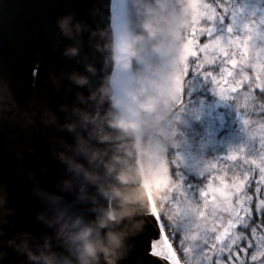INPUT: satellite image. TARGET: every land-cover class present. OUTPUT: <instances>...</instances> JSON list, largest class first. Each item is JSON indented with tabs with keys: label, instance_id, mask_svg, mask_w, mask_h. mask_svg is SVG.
I'll return each mask as SVG.
<instances>
[{
	"label": "water",
	"instance_id": "1",
	"mask_svg": "<svg viewBox=\"0 0 264 264\" xmlns=\"http://www.w3.org/2000/svg\"><path fill=\"white\" fill-rule=\"evenodd\" d=\"M141 136L127 0H0V264H76L105 222L119 264H154Z\"/></svg>",
	"mask_w": 264,
	"mask_h": 264
},
{
	"label": "trees",
	"instance_id": "2",
	"mask_svg": "<svg viewBox=\"0 0 264 264\" xmlns=\"http://www.w3.org/2000/svg\"><path fill=\"white\" fill-rule=\"evenodd\" d=\"M251 2L252 0H209L218 9L219 23L214 20L213 32L218 35L220 31L229 37L242 39L254 26L264 31V23L259 21L264 14L260 12L244 13L245 17L236 19V29L240 25H247L248 30L244 33L238 30L229 33L227 30L235 20L233 14L227 13L228 10L235 5L247 9V6L251 7ZM197 3L198 0H127L129 57L141 118V163L155 208L165 217L160 218L163 229L169 228L174 233H180L183 238L186 249L184 264H201L195 250L202 246L206 233L217 222L214 219L216 213L208 215L199 204V190L204 186L208 167L223 163L236 154L234 140L232 143L226 142L228 134L244 133L245 136H251L259 127L256 122H264V115L260 113L264 107V95L259 92L246 95L247 89H244L236 99L229 97L224 104H219L217 94L211 89L212 80H203V72L197 69L194 60L189 59L187 69L182 71L185 75L182 77L179 96L174 95L175 100L168 109L167 120L161 124L158 111L160 89L151 87L149 91L146 90L147 81L142 75V62L146 60L147 70L153 76L159 63L158 52L160 55L167 50L170 58L179 56L180 60L186 47L184 33L189 24L188 17ZM250 51L255 54V51ZM176 66L179 67V63ZM197 80L201 88L193 89ZM198 102L211 106L212 113L195 119L189 117L192 113H184L186 106ZM245 119L250 123L245 124ZM162 129L165 135L161 132ZM214 129L217 134L211 140ZM158 144L163 149L162 172L157 168L155 145ZM246 147L241 144L239 154L242 153L243 158L256 159L251 157V151ZM183 154L189 157L194 154L198 162L185 166L182 163ZM240 163H243L242 159ZM181 191L184 197L179 195ZM176 201L180 203H174ZM216 207L220 208L219 205ZM223 210L220 208V211ZM179 238L178 234L177 240Z\"/></svg>",
	"mask_w": 264,
	"mask_h": 264
},
{
	"label": "snow or ice",
	"instance_id": "3",
	"mask_svg": "<svg viewBox=\"0 0 264 264\" xmlns=\"http://www.w3.org/2000/svg\"><path fill=\"white\" fill-rule=\"evenodd\" d=\"M217 16L218 9L209 0H198L189 14L184 33L186 47L178 62L176 97L182 87L181 72L187 69L189 59L196 62L197 69L212 80L224 98L236 99L244 89L246 95H264V56L250 51L247 38L217 36L212 28ZM260 113L264 115V107ZM257 124L264 146V122ZM204 180L199 204L208 215L215 212L217 222L206 233L202 246L195 250L201 264H264V152L257 159L233 154L223 163L210 165ZM179 195L184 197L183 191ZM217 205L224 210L220 211ZM149 215L157 220L163 217L158 212ZM155 239L154 248L149 245V255L156 257L154 264H184L186 249L180 233L165 228Z\"/></svg>",
	"mask_w": 264,
	"mask_h": 264
},
{
	"label": "rangeland",
	"instance_id": "4",
	"mask_svg": "<svg viewBox=\"0 0 264 264\" xmlns=\"http://www.w3.org/2000/svg\"><path fill=\"white\" fill-rule=\"evenodd\" d=\"M251 7L247 6L248 10L245 9V7H240L239 5H235L232 8H230L228 10V14H233L235 16V20H233V25L229 26L227 28V30L229 31V33L231 32H237V30L240 33H244L245 31L248 30L247 25L243 24L242 26L240 25L238 29L235 28L236 26V19L239 17H245L243 14H252L255 12H260L262 14H264V0H252L251 2ZM258 18V17H257ZM217 23H219V19H215ZM259 21L261 23H264V16H261V18L259 19ZM214 22V21H213ZM222 22V18L220 19V23ZM255 28H252V30H249V32H247V35L242 38L248 39V44L249 47L252 51H255V54H259L261 56H264V31L258 27V26H254ZM260 30V32H259ZM219 34L217 36H219L222 39H227L229 38V36H227L226 34H224L223 32L221 33L220 31L218 32ZM256 34H260L259 36H257ZM158 58V67L156 69V74L151 76V74H149V70H147V62L146 60H143L142 64H143V69H142V75L144 76L145 80L147 81L145 83L146 87H147V91H149L151 89V87H159L160 89V94L167 88L171 87V90L173 92L174 95H176L175 93V84H176V77H177V73L179 71V67L176 66V64L178 65L179 62V56H177L176 58H170L167 50H164V52H161V54L157 55ZM182 77L185 75V73L181 72ZM202 79L205 80L207 79V77L202 74ZM201 88V84L197 82L192 86V88ZM212 91L215 92L217 94L218 97V102L219 104H224L227 101V98L222 97L216 90L215 85L212 83V87H211ZM177 103V101H175ZM181 111V109L179 110ZM183 112V111H182ZM212 113L211 111V106L209 105H205L201 103H192L190 106H186L185 107V111L184 113L188 114V113H192V115H189V117L195 119L198 118L200 116H206L209 113ZM161 132L163 133V129L161 130ZM164 135L166 133H163ZM217 131L216 129H214L212 131V137L211 140H214V138L216 137ZM255 134V135H254ZM227 143H232L234 140V143L236 144L234 146L235 150H236V154H239L240 151V146L241 144L246 145V149L251 151V157H255L256 159L259 158V156L261 155L262 152H264V146H262V140H261V136L256 132L252 133L251 136H245L244 133L242 134H237V133H233L228 134L227 135ZM155 153L157 155V168L159 170V172H162L164 170L163 168V164H164V156L162 154L163 149H161V145L158 144L157 146L155 145ZM180 155V154H179ZM254 159V158H251ZM194 162H198V159L196 158V156L194 154H191V156H186L185 154H183V160L182 163L185 166H192L194 164Z\"/></svg>",
	"mask_w": 264,
	"mask_h": 264
},
{
	"label": "clouds",
	"instance_id": "5",
	"mask_svg": "<svg viewBox=\"0 0 264 264\" xmlns=\"http://www.w3.org/2000/svg\"><path fill=\"white\" fill-rule=\"evenodd\" d=\"M175 96L171 90V87L165 89L158 98V111L160 116V122L163 124L167 120L168 109L171 104L174 102ZM103 142V141H101ZM121 224H126L129 232H131L136 223L138 222V217L135 212H131L128 215H121L119 217ZM108 227V224L105 222L101 228V238L96 244L94 254H88L84 245L81 244L78 249V256L76 258V264H119V254L115 252V249L111 243L110 238H108V233L104 231ZM123 234H121L122 240ZM30 259H37L29 252ZM43 264H59L53 258L44 257Z\"/></svg>",
	"mask_w": 264,
	"mask_h": 264
},
{
	"label": "bare ground",
	"instance_id": "6",
	"mask_svg": "<svg viewBox=\"0 0 264 264\" xmlns=\"http://www.w3.org/2000/svg\"><path fill=\"white\" fill-rule=\"evenodd\" d=\"M114 79L118 82V83H122V73L120 71V67H118L117 69V74H115ZM123 94H125L124 91H120V92H115L113 100L116 102L119 97H121Z\"/></svg>",
	"mask_w": 264,
	"mask_h": 264
}]
</instances>
